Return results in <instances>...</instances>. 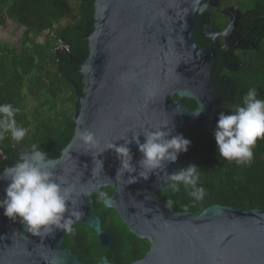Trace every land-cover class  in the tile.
Here are the masks:
<instances>
[{"label":"water","instance_id":"1","mask_svg":"<svg viewBox=\"0 0 264 264\" xmlns=\"http://www.w3.org/2000/svg\"><path fill=\"white\" fill-rule=\"evenodd\" d=\"M203 2L94 0L89 50L76 69L82 88L73 83L74 133L58 156L47 153L55 169L87 193L80 198L84 216L75 224L92 228L104 249L110 248L112 236L103 229L91 195L102 186L115 189L106 206L117 210L130 232L150 242L145 256L131 264H264L263 210L213 204L200 213L177 212L157 198L156 191L168 189L163 173L131 184L127 173L118 180L119 161L111 149L98 157L103 160V171L92 174V155L106 144H121L124 141L119 138H131L163 121L174 125L173 134H183L191 141L188 151L169 163L166 171L174 172L198 158L201 146L191 136L200 131L213 134L223 105L213 77L215 51L196 38ZM61 40L63 49L56 50L69 51V45ZM183 98L192 99L196 106L190 108ZM201 105L203 111L194 116ZM84 129L94 132L99 140V147L91 153L79 139L78 133ZM140 140L144 141L142 133ZM130 148L135 164L141 153L134 142ZM24 151L18 148L19 156ZM0 159L5 167L13 164L1 149ZM5 187L6 182L0 181V198ZM66 234L55 230L47 238L33 236L0 209V264L77 261L69 256L75 254L71 249L61 247ZM97 264L110 263L104 256Z\"/></svg>","mask_w":264,"mask_h":264},{"label":"trees","instance_id":"2","mask_svg":"<svg viewBox=\"0 0 264 264\" xmlns=\"http://www.w3.org/2000/svg\"><path fill=\"white\" fill-rule=\"evenodd\" d=\"M94 10V0H0V26L11 21L24 29L20 44L0 42V104L19 108L17 125L28 130L19 145L10 135L3 140L2 149L10 162L19 158L18 148L27 150L34 143L56 157L71 140L75 129L73 83L82 88L77 62L85 59L89 50L87 36L94 29ZM57 38L69 45V51L54 50ZM232 82L236 106L242 104L251 87H256L258 98L264 99V52L247 61ZM28 96L37 101L31 114L21 111ZM182 100L190 108L196 106L192 99ZM191 137L201 146L193 164L200 168L204 199L196 201L183 186L177 192L160 190L158 196L171 201L177 212L200 213L213 204L264 211V139L257 140L254 161L246 166L220 157L213 134L200 131ZM4 165L0 159V167ZM96 201L98 208L103 205ZM115 215L108 222L113 237L111 250L103 249L96 232L84 224L73 226L75 233L65 235L63 246L72 247L77 254H96L95 260L103 254H116L121 264L144 257L150 243L130 232Z\"/></svg>","mask_w":264,"mask_h":264},{"label":"clouds","instance_id":"3","mask_svg":"<svg viewBox=\"0 0 264 264\" xmlns=\"http://www.w3.org/2000/svg\"><path fill=\"white\" fill-rule=\"evenodd\" d=\"M258 97V89L251 87L242 97L241 105L231 108L230 113L222 111L218 115L213 136L219 156L229 163L251 166L257 140L264 139V99ZM19 111L10 103L0 104V141L6 135H10L17 145L24 141L28 130L17 125L15 117ZM202 111L203 105L195 111L194 116L198 117ZM173 132L174 125L163 121L150 129L133 133L131 138H119L124 141L121 144L109 142L100 152L92 155V174L99 175L103 171V160L98 157L111 149L119 161L116 179L127 173V183L131 184L139 178L147 180L152 174L163 173L167 187L173 192L180 191L183 186L190 197L196 201L203 200L206 190L199 184V166L189 164L171 173L166 171L167 165L176 162L191 145L183 134ZM141 133L143 142L140 140ZM78 135L87 146L88 153L99 147L96 134L89 129L80 131ZM133 142L141 153V158L135 164L130 148ZM0 181L6 182L4 196L0 198L3 215L14 223L18 221L26 232L41 238H47L55 230L75 233L73 225L84 216L80 198L87 193L78 190L63 172L55 169L39 144H32L15 163L5 167L0 172ZM96 198L105 205L110 199L108 193L99 188L96 189ZM168 205L171 206V201Z\"/></svg>","mask_w":264,"mask_h":264},{"label":"flooded vegetation","instance_id":"4","mask_svg":"<svg viewBox=\"0 0 264 264\" xmlns=\"http://www.w3.org/2000/svg\"><path fill=\"white\" fill-rule=\"evenodd\" d=\"M203 6L202 13L197 17L196 38L202 46L215 51L217 64L213 77L223 104L218 109V115L222 111L230 113L237 101L233 76L241 71L247 61L263 55L264 52V0H204ZM217 119L218 116L215 118V126ZM3 169L0 167V172ZM100 189L106 191L108 196L115 192L111 186H102ZM159 191H156L157 198L164 201L158 196ZM91 202L96 214L101 218L103 229L112 236L108 222L112 216L116 218L115 214L121 219L117 210L104 203L98 208L96 192L91 195ZM112 241L110 248L105 250L112 249ZM61 247L71 249L75 254L69 256L77 258V261L71 260L66 264H97L104 256L110 264H121L116 254H103L95 260L96 254H77L72 247L63 244ZM48 264L55 262L51 260Z\"/></svg>","mask_w":264,"mask_h":264},{"label":"rangeland","instance_id":"5","mask_svg":"<svg viewBox=\"0 0 264 264\" xmlns=\"http://www.w3.org/2000/svg\"><path fill=\"white\" fill-rule=\"evenodd\" d=\"M10 22L11 21H8L6 25L0 26V41H5L6 38L10 37L11 39H9L8 41L12 40V42L10 41L7 43H9V44L10 43L20 44L21 39L23 37V33H24L23 30L24 29L22 26L18 25L17 23H14V26H13V24H11L13 22H11V23ZM63 24H64V22L61 23L60 25H63ZM15 28H16V30H15ZM27 98L25 100V103H26L25 108L23 110V107H22L21 111H26L27 113L31 114V113H33V111L35 109L34 107L36 106L37 101H35L31 96L30 97L28 96Z\"/></svg>","mask_w":264,"mask_h":264},{"label":"built area","instance_id":"6","mask_svg":"<svg viewBox=\"0 0 264 264\" xmlns=\"http://www.w3.org/2000/svg\"><path fill=\"white\" fill-rule=\"evenodd\" d=\"M58 48L63 49V44H62V40H61V38H57V39H56V44H55L54 50H56V49H58ZM2 146H3V140L0 141V149H1V150H3V149H2Z\"/></svg>","mask_w":264,"mask_h":264},{"label":"crops","instance_id":"7","mask_svg":"<svg viewBox=\"0 0 264 264\" xmlns=\"http://www.w3.org/2000/svg\"><path fill=\"white\" fill-rule=\"evenodd\" d=\"M11 23V22H10ZM11 24H13V26H14V22L13 23H11ZM15 30H16V28H15ZM9 39H11L10 37L9 38H6L5 39V41H0V42H12V40H10V41H8ZM10 44H12V43H10ZM13 46H16V43H14V44H12ZM28 99V98H27Z\"/></svg>","mask_w":264,"mask_h":264}]
</instances>
